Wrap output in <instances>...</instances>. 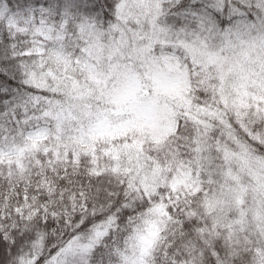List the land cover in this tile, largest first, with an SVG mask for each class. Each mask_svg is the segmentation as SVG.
Wrapping results in <instances>:
<instances>
[{
    "label": "snow or ice",
    "instance_id": "obj_1",
    "mask_svg": "<svg viewBox=\"0 0 264 264\" xmlns=\"http://www.w3.org/2000/svg\"><path fill=\"white\" fill-rule=\"evenodd\" d=\"M0 264H264V0H0Z\"/></svg>",
    "mask_w": 264,
    "mask_h": 264
}]
</instances>
